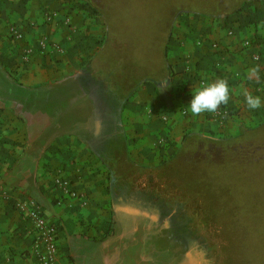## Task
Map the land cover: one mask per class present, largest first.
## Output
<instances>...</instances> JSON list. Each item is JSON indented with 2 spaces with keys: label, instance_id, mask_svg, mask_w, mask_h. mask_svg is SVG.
Masks as SVG:
<instances>
[{
  "label": "crops",
  "instance_id": "obj_1",
  "mask_svg": "<svg viewBox=\"0 0 264 264\" xmlns=\"http://www.w3.org/2000/svg\"><path fill=\"white\" fill-rule=\"evenodd\" d=\"M50 8L68 12L72 24L46 22ZM175 22L166 47L168 72L139 81L123 99L120 67L114 62L116 70L100 72L101 60L111 62L107 24L91 0H0V264H37L33 227L18 209L31 201L60 226V264H198L176 227L177 210H168L166 200L136 195L135 181L120 187L113 171L119 157L126 169L155 167L185 136L234 135L263 122L264 106L248 109L242 93L264 103V62L251 58L256 48L264 50V1L218 16L181 15ZM12 25L26 27L29 41L50 34L65 53L25 63L24 43L14 38ZM248 38L256 45L245 47ZM253 68L257 75L250 79ZM200 78L226 80L229 100L221 106L232 117L221 122L191 114L187 104ZM165 131L164 146L159 139ZM57 174L85 193L86 206L55 186Z\"/></svg>",
  "mask_w": 264,
  "mask_h": 264
},
{
  "label": "rangeland",
  "instance_id": "obj_2",
  "mask_svg": "<svg viewBox=\"0 0 264 264\" xmlns=\"http://www.w3.org/2000/svg\"><path fill=\"white\" fill-rule=\"evenodd\" d=\"M250 1L91 0L110 21V44L121 47L119 54L125 56L120 70L125 76L118 83L123 99L140 81L138 75L147 70L153 79L162 78L158 70L166 62L164 39L178 17L213 15L220 10L230 13ZM179 13L174 21V14ZM110 47L105 49L108 55L114 51L110 53ZM100 64L105 67L100 72L116 70L114 58ZM136 68L139 71L133 73ZM244 128L251 130L210 135L236 140L222 148L210 144L205 149L187 150L186 160L171 159L168 154L160 165L142 170L144 166L138 164L126 169V162L119 157L113 171L120 187L135 181L132 191L136 195L166 200L168 210H177L179 227L185 233L182 239L190 240L198 264H264V120ZM166 161L169 163L163 164Z\"/></svg>",
  "mask_w": 264,
  "mask_h": 264
},
{
  "label": "built area",
  "instance_id": "obj_3",
  "mask_svg": "<svg viewBox=\"0 0 264 264\" xmlns=\"http://www.w3.org/2000/svg\"><path fill=\"white\" fill-rule=\"evenodd\" d=\"M45 17L46 22L50 24L56 22L65 25L72 24L71 15H69L68 12L62 14V12L57 9H46ZM32 26L35 27V24H32ZM10 32L16 40L24 43L22 58L25 63L30 62L36 55L45 56L46 54H50V56H53L55 54L62 55L65 53L64 47L59 42L52 40L50 34H33L34 40L29 41V31L26 27L23 28L21 26L12 25L10 27ZM228 34L234 35V30L230 29ZM243 43L245 47H253L256 45L255 40L250 38L245 39ZM213 46L219 48L218 43H215ZM221 53L224 52L222 51ZM251 58L255 62H264V50L261 51L260 47L258 49L256 48ZM185 71L191 75L193 74L190 63L186 64ZM198 82L199 87L207 83L205 79L201 78ZM187 113L188 111L186 109L182 110V114L186 115ZM205 114L206 116H210L211 119H216L221 122L232 117V112L225 110L221 105L216 112H205ZM162 119L165 122L169 121V117L166 114L162 116ZM169 136V133L165 131L164 134L160 135L159 143L164 146L167 145ZM53 181L55 186L58 187L64 195L73 199H78L84 206L88 204L85 193L74 188L72 182L68 178L57 174L53 178ZM18 209L33 227V255L37 260V264H60V226L55 221L49 220L44 214L43 208L34 201L20 203Z\"/></svg>",
  "mask_w": 264,
  "mask_h": 264
},
{
  "label": "trees",
  "instance_id": "obj_4",
  "mask_svg": "<svg viewBox=\"0 0 264 264\" xmlns=\"http://www.w3.org/2000/svg\"><path fill=\"white\" fill-rule=\"evenodd\" d=\"M243 6H241V7H239V8H237V9H235L234 11H236V10H239V9H241ZM226 11H216V12H214L213 13V15H215V16H218V15H222V14H224ZM181 15V13H179V14H174V21H175V19H176V17L177 16H180ZM105 20H106V24H107V35H108V37H107V46L109 47V46H111L110 48V53H111V51L112 50H114L112 53H111V55H109V60H111L112 58H114V62L117 64V66H119L120 68H119V70H121V68L122 67H124V57L125 56H123V55H120L119 54V52L121 51L120 49H121V47H118V46H116L115 47V45L113 46L112 44H110V42H111V39H110V37H109V34H110V31H111V29H110V26H111V24H110V21L108 20V17H106L105 16ZM172 28H173V25L171 26V32H170V34H168V36L166 37V39H164V47H163V50H162V54H163V57L165 56L166 57V47H167V41H168V39L170 38V36H171V33H172ZM108 52V51H107ZM106 52V53H107ZM123 58V59H122ZM162 59V58H161ZM163 59H165V58H163ZM166 60V59H165ZM141 69V68H140ZM168 70H169V67L167 66V64H166V62H164L163 63V65H162V69L161 68H159V70H158V73L159 74H161V75H163V74H165L166 73V71L168 72ZM137 71H139L137 68H136V71H135V69L133 70V73H135V72H137ZM147 72V73H146ZM144 74H142V75H138L139 76V78H140V81H142V80H146V79H153V77H152V74L150 73V71L149 70H147ZM142 79V80H141ZM251 129H247V128H242L241 130H240V134H242V133H245V132H248V131H250ZM249 133V132H248ZM228 139H231L230 141H228L227 139H223V138H214V137H211V136H207V135H203V134H200V133H194V134H190V135H188V136H185L184 138H183V142H182V145H181V147L179 148V150L175 153V154H173L172 155V158L171 159H177V158H181V157H183L185 160L187 159V155L189 154L188 153V151H190L191 149H198V147L200 146L201 147V149H205V148H208V146L210 145V144H214V145H216V146H219V147H223L224 145H225V143H227V142H233V140L235 139L236 140V138H228ZM245 144H247V145H249L250 143H245ZM235 144L233 143V146H234ZM232 147H230L229 149H231ZM188 150V151H187ZM208 150V149H207ZM170 161V160H169ZM166 163H169L168 161H166L165 163H163V164H166ZM142 170L143 169H145V168H141ZM146 171V170H145Z\"/></svg>",
  "mask_w": 264,
  "mask_h": 264
},
{
  "label": "clouds",
  "instance_id": "obj_5",
  "mask_svg": "<svg viewBox=\"0 0 264 264\" xmlns=\"http://www.w3.org/2000/svg\"><path fill=\"white\" fill-rule=\"evenodd\" d=\"M256 75V69L249 70L250 79ZM229 93L230 88L226 80L217 78L192 91L190 103L187 104L188 109L194 116L205 112H216L221 104L228 102ZM242 94L248 109L255 110L264 106L260 96L253 95L247 90H244Z\"/></svg>",
  "mask_w": 264,
  "mask_h": 264
},
{
  "label": "flooded vegetation",
  "instance_id": "obj_6",
  "mask_svg": "<svg viewBox=\"0 0 264 264\" xmlns=\"http://www.w3.org/2000/svg\"><path fill=\"white\" fill-rule=\"evenodd\" d=\"M180 228V227H179ZM182 231V230H181ZM184 235H183V237L185 236V233L184 232H182ZM184 244H186L185 242H184Z\"/></svg>",
  "mask_w": 264,
  "mask_h": 264
}]
</instances>
